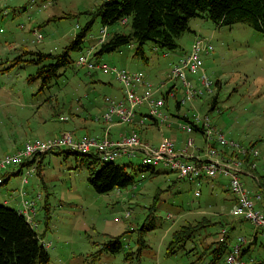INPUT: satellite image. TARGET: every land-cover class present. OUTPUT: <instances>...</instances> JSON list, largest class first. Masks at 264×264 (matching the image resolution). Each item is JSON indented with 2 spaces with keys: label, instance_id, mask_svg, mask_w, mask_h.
<instances>
[{
  "label": "rangeland",
  "instance_id": "374dc122",
  "mask_svg": "<svg viewBox=\"0 0 264 264\" xmlns=\"http://www.w3.org/2000/svg\"><path fill=\"white\" fill-rule=\"evenodd\" d=\"M102 1L0 0V168L4 167L3 159L17 154L30 140L104 136L120 139L121 134L128 137L124 125H129H113L103 118L106 97L118 98L117 89L124 88L116 72L77 65L78 57L97 41L103 23L96 10ZM89 20L94 22L81 50L73 51L74 62L42 88L41 78L33 80L37 65L30 62L31 56L26 51L61 52ZM189 25L190 31L176 37L179 45L175 49L161 48L150 41L144 43L146 60L135 54L137 42L132 41L115 52L94 56V61L100 66L144 73L152 85L147 89L154 95L164 94L165 109L175 128L153 124L143 133L149 140L145 143L157 145L166 136L175 138L179 145L193 138L197 146L205 147L200 132L183 131L178 125L177 120L187 122L184 116L196 115H208L229 139L256 143L260 156L256 158L255 178L248 175L242 179L254 194L261 193L253 199V210L264 218V33L245 23L217 25L206 15L193 17ZM129 29L121 21L108 25L105 41L111 33ZM40 33L42 37L38 36ZM197 35L213 45L210 53H203V59L211 82H216L215 92L203 85L198 75L189 74L191 87L195 86L199 95L182 103L178 110L176 104L185 96L186 86L181 80L171 79V70L192 49ZM100 45L95 46V51ZM175 83L177 95L174 92V96L167 97V91ZM216 95L218 105L210 111L209 102ZM199 149L202 154L207 151ZM227 149L222 151L223 157L232 160L240 156L236 147L229 145ZM64 150L35 155L30 164L32 175L25 186L30 195H43L34 228L49 245L47 264H226V254L219 263H211L212 241L229 233L228 244L233 246L239 237L249 240L254 235L253 223L234 215L235 202L226 189L227 181L222 185L208 179L199 183L183 179L164 166L147 169L138 156L117 161L133 173L136 184L99 193L88 181V165ZM17 168L19 165L13 162L5 166L4 172L18 171ZM24 175L25 172L13 174L7 183L0 185L1 203L20 208ZM197 190L202 192L199 197ZM204 218L213 222L204 228L213 233L210 237L203 236L209 249L208 246L203 249L202 241L200 244L196 239L187 243L191 251L167 253L177 229ZM144 224L149 230L144 236L147 245L143 247L138 238ZM115 237L120 238L123 249L118 253L102 252V245ZM126 252H133L130 259H126ZM250 254L255 259H264V237L259 235Z\"/></svg>",
  "mask_w": 264,
  "mask_h": 264
},
{
  "label": "built area",
  "instance_id": "2783aa9c",
  "mask_svg": "<svg viewBox=\"0 0 264 264\" xmlns=\"http://www.w3.org/2000/svg\"><path fill=\"white\" fill-rule=\"evenodd\" d=\"M109 34L106 26L100 29L97 41L87 51L83 52L77 59V65L85 66L90 70L100 68L104 71L116 72L117 78L124 84V95L121 98L106 97L107 108L103 114V118L115 125L116 123H125L127 125H145V118L152 117L160 125H172L170 113L165 109V96L154 95L150 89L151 83L146 80L144 73L130 72L126 69L112 68L107 65L100 66L94 61L92 52H95V46L105 42L106 36ZM42 37V34H38ZM213 45L203 37L197 36L192 49L183 56L171 70V79L181 80L186 86L185 96L180 101V105L188 100L194 99L199 95L196 87H191V81L188 74L199 75V80L205 86H210L211 91L214 83L204 69L203 53H210ZM144 86L142 91L138 88ZM201 86V85H200ZM201 88V87H200ZM146 89V90H145ZM160 92V91H159ZM174 96V94H172ZM146 107L147 111L141 112V108ZM142 115L140 120L137 117ZM179 128L193 132L199 127L205 136V149L207 151L202 154L200 146L196 145L193 138H188L183 146H180L172 137H163L159 144L150 145L145 143L141 138L137 128H133L128 137L125 134L120 135V139H111V137H86L84 140H67L64 138L49 139L47 141L35 139L25 142V147L17 154L8 156L3 159L0 168V184H2L7 173L4 172L5 166L13 163L14 165L26 166L22 168L25 175L22 180V188L20 191V208L19 212L24 215L26 220L35 227L37 225L35 217L37 216L38 200L42 194L30 196L26 190V184L29 182V176L32 170L28 161L35 159V155L47 153L56 149L69 148L81 153L95 152L102 161H118L132 160L141 156L142 163L150 167L164 166L171 171L176 172L179 177L191 180H197L202 183L204 180H212L217 176H223L227 179L226 189L234 196L235 206L233 208L234 215L250 220L253 225L261 230L264 234V218L258 216L253 210V199L261 193L254 194L244 183L242 177L250 176L255 178L254 170L257 167L256 158L260 152L254 146L241 145L239 142L230 140L225 133L214 126L210 117L194 116L191 122L178 123ZM220 145L223 148H220ZM234 146L240 156L235 159H227L223 157L222 151L228 147ZM191 148H194L191 150ZM251 161V165L248 163ZM9 172V171H8ZM196 194L201 195V190H197ZM35 224V225H34ZM249 242L245 237H239L235 245L231 247L226 262L227 264H264L263 261L255 262L253 259L245 260L242 250Z\"/></svg>",
  "mask_w": 264,
  "mask_h": 264
},
{
  "label": "trees",
  "instance_id": "16d2710c",
  "mask_svg": "<svg viewBox=\"0 0 264 264\" xmlns=\"http://www.w3.org/2000/svg\"><path fill=\"white\" fill-rule=\"evenodd\" d=\"M96 15L101 18L102 27L106 26L108 29V25L121 21L123 25L130 26V29L128 32L111 33L110 38L99 46L97 52L95 51V58L105 53L115 52L132 41L137 42L135 54L145 60L143 45L148 41L161 48L175 49L179 45L176 37L191 30L189 22L196 16L206 15L217 25L245 23L264 33V0H103L96 10ZM93 22L89 20L78 32L75 40L65 46L61 52L26 51L25 54L31 56L30 62L37 65L33 80L41 78L42 88H44L49 86L56 77L59 78L61 73L74 62L72 53L81 50V43ZM209 104L210 110L217 107V95L211 99ZM176 107L180 110V102H177ZM184 118L189 119L187 116ZM199 130L201 129L196 127V131ZM65 149V154L73 153L82 164L88 165V181L99 193H108L116 188L122 189L136 184L135 176L126 170L124 164H117V161H102L98 155ZM33 162L34 160L31 159L28 164H33ZM97 165H100V168L95 170ZM146 168L150 169V166L146 165ZM36 173L41 175L39 170ZM10 178L8 177L6 181L8 182ZM211 224L213 222L204 218L194 224L182 225L173 233L167 253L177 254L181 249L191 251L187 243L196 239L200 244L202 241L205 246L203 249L207 246L209 249V245H204L203 236H212L213 233L204 229ZM141 230L138 243L144 247L147 245L144 236L149 227L144 224ZM41 238V235L35 231V228L18 209L0 202V264L49 263L50 253ZM229 238L228 233L219 240L212 241L214 243H211L209 252L212 256L210 257L211 263H219L230 251ZM123 247L124 244L120 238L115 237V239L106 241L101 251L118 253ZM132 254L133 252H126V259H130Z\"/></svg>",
  "mask_w": 264,
  "mask_h": 264
},
{
  "label": "crops",
  "instance_id": "0c3cea01",
  "mask_svg": "<svg viewBox=\"0 0 264 264\" xmlns=\"http://www.w3.org/2000/svg\"><path fill=\"white\" fill-rule=\"evenodd\" d=\"M196 79H198V78H196ZM216 80H218L219 82H220V80L219 79H216ZM105 84H110V82H104ZM178 83V82H177ZM177 83H175L168 91H167V97L169 96V95H172V94H174V92H175V94H177ZM219 86H220V84H218ZM112 90H113V88H111ZM144 89V86H140L139 88H138V90L139 91H142ZM118 91H116L117 92V97L118 98H121L122 96H123V90H122V87H119V89H117ZM143 108H146V107H142L140 110H141V112H145V110L143 109ZM211 110H213V109H211ZM210 110V111H211ZM167 111V110H166ZM142 117V115H139L138 117H137V120L139 121L140 120V118ZM156 125V126H158V127H162L156 120H154L153 118H151V117H149V116H147L146 118H145V125H142V126H140V125H138V123H137V121H136V123H135V125H129V126H125L124 125V132L125 133H130L131 131H132V129L135 127V128H137L138 129V131H139V133H140V136H141V138L144 140V141H149L145 136H143V133L149 128V127H151L152 125ZM173 126H175L174 125V122H173V125H172V127H169V126H166L167 127V129H172V128H175V127H173ZM166 137V136H165ZM239 142H241L242 144H244V145H252V146H254L255 148H256V143H249V144H245V143H243L242 141H239ZM260 156V155H259ZM18 169V171L21 173L22 172V166H19V168H17ZM18 171H13V172H11V171H9V177H10V175L12 174V173H14V174H16ZM226 181V179L225 178H220V179H218V180H216V181H214V182H216V185H218V182L219 183H221V185H222V183L223 182H225ZM221 185H219V186H221ZM223 189H224V187L223 186H221ZM28 192H29V190H28ZM29 194H30V192H29ZM30 196H33V195H30ZM231 197H230V199L232 200V202H234V197L232 196V195H230ZM43 200V195H42V197H41V199H40V201H42ZM38 204H39V200H38ZM38 206V205H37ZM233 228H234V226H233ZM257 233V235L256 236H253V238H249V242L245 245V247H244V249H245V252L243 253V258L245 259V260H251V259H253L255 262H260V261H264V259H255L251 254H250V252L252 251V249L257 245V242H258V237H259V235H261L262 237H264V234H262V233H258L257 232V229H255V232H254V235ZM230 247H232V246H230ZM230 250H231V248H230ZM229 253V252H228ZM228 253L226 254V257H227V255H228ZM226 264H227V262H226Z\"/></svg>",
  "mask_w": 264,
  "mask_h": 264
},
{
  "label": "clouds",
  "instance_id": "9594fccd",
  "mask_svg": "<svg viewBox=\"0 0 264 264\" xmlns=\"http://www.w3.org/2000/svg\"><path fill=\"white\" fill-rule=\"evenodd\" d=\"M77 27H79V25H77ZM197 36H199V35H197ZM180 60V59H179ZM178 60V61H179ZM177 61V62H178ZM207 73V72H206ZM189 75V74H188ZM195 75V74H194ZM208 75V74H207ZM199 76V75H198ZM209 76V75H208ZM147 80V79H146ZM148 81V80H147ZM215 84H216V82L213 84V86H212V90L215 92ZM164 95V94H163ZM177 95V94H176ZM178 102H180V101H178ZM187 118H189V117H187ZM191 119L192 118H189L188 120H187V122L186 123H188V122H191ZM177 121H179V122H181L180 120H177ZM178 122V123H179ZM213 124V123H212ZM214 125V124H213ZM214 126H216V125H214ZM217 127V126H216ZM184 131V130H183ZM194 131H196V128H195V130ZM193 131V132H194ZM198 132H200L202 135H203V132L201 131V130H199ZM175 139V138H174ZM203 139H204V143L206 144V142H205V136L203 135ZM229 139V138H228ZM176 140V139H175ZM230 140H233V139H230ZM186 142V141H185ZM185 144V143H184ZM214 144H216V143H214ZM217 145V144H216ZM180 146H183V145H180ZM217 146H220V145H217ZM201 148H204L205 149V147H201ZM220 148H223V147H221L220 146ZM62 149H65V148H62ZM228 150V149H227ZM54 151V150H53ZM201 152H202V150H201ZM260 152V151H259ZM81 153V152H80ZM260 155V154H259ZM259 157V156H258ZM256 161H257V159H256ZM24 167H26V166H23L22 168H24ZM255 171V170H254ZM18 173V172H17ZM14 173H12L11 175H10V177L13 175ZM9 177V172L7 173V175H6V179ZM220 178H225V177H223V176H217L216 178H214V179H212L213 181H216V180H218V179H220ZM6 179H5V181H6ZM184 179V178H183ZM226 179V178H225ZM3 182L2 184H4V183H7V181L6 182ZM226 181H227V179H226ZM218 184H221V183H219L218 182ZM223 184V183H222ZM1 185V184H0ZM29 193V192H28ZM231 195V194H230ZM197 197H199L198 195H197ZM234 197V196H233ZM234 200H235V198H234ZM19 210V209H18ZM257 229V228H256ZM257 232L258 233H262V231L261 230H258L257 229ZM263 234V233H262ZM257 235V233L255 234V235H253V236H256ZM253 236H252V238H253ZM45 244V243H44ZM46 245V247L48 248V244H45ZM245 252V249L243 248V250H242V255H243V253ZM264 262V261H263Z\"/></svg>",
  "mask_w": 264,
  "mask_h": 264
}]
</instances>
